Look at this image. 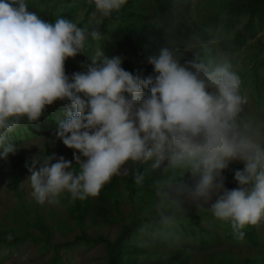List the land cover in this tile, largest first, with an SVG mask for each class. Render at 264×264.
<instances>
[{"label": "clouds", "instance_id": "clouds-1", "mask_svg": "<svg viewBox=\"0 0 264 264\" xmlns=\"http://www.w3.org/2000/svg\"><path fill=\"white\" fill-rule=\"evenodd\" d=\"M103 17L126 0H93ZM88 29L64 17L55 22L30 11L26 0H0V159L15 155L10 134L38 121L47 106L67 101L55 140L73 149L74 165L54 153L33 159L28 168L32 196L39 204L97 197L125 167L147 164L154 174L155 210L166 225L188 204L211 202L213 216L230 223L234 234L264 221V122L245 118L241 78L216 41L194 37L191 60L161 46L147 57L146 78L122 67V57L96 48L71 76L65 62L84 55ZM54 143V141H53ZM52 161H55L54 163ZM237 187H225L230 162ZM39 166V167H37ZM142 185L145 172L132 170Z\"/></svg>", "mask_w": 264, "mask_h": 264}, {"label": "trees", "instance_id": "trees-1", "mask_svg": "<svg viewBox=\"0 0 264 264\" xmlns=\"http://www.w3.org/2000/svg\"><path fill=\"white\" fill-rule=\"evenodd\" d=\"M26 3L46 21L62 16L89 33L93 29L101 33L99 41L87 37L84 55L66 60L69 76L83 71L82 65L90 62L87 57L99 47L109 57H122L125 70L146 78L153 72L147 57L161 46L174 47L183 62L198 51L189 47L194 37L213 39L214 50L227 53L240 76L241 94L264 108V0H126L108 17L96 11L93 0ZM67 107V101L47 106L38 121H22L10 140L17 145L56 129ZM256 114L244 108L245 118L264 122V113ZM51 154L49 148L43 149V157ZM64 158L75 164L72 156ZM126 167L129 173L124 175L122 170L114 176L97 197L65 202L67 216L55 223L39 214L37 206L28 213L22 211L17 226L0 228V254L29 246L36 255L27 264H67L77 251L99 246L101 253L93 257V264H264V221L246 226L239 237L230 223L213 216V197L207 204L186 205L175 215V223L166 225L155 210L154 174L146 171L148 165L129 162ZM243 167V162H230L222 173L226 188L237 187L234 172ZM136 169L145 172L142 185L134 182L132 170ZM12 182L14 187L15 179ZM111 225H118L113 238L97 231ZM75 229L78 233L71 238L55 240L56 233L68 235ZM4 260L0 255V263Z\"/></svg>", "mask_w": 264, "mask_h": 264}, {"label": "rangeland", "instance_id": "rangeland-1", "mask_svg": "<svg viewBox=\"0 0 264 264\" xmlns=\"http://www.w3.org/2000/svg\"><path fill=\"white\" fill-rule=\"evenodd\" d=\"M244 108L254 110L258 116L264 113V108L248 100ZM56 129L52 131L44 130L29 140L19 142L17 144L18 151L15 155L10 154L7 159H0V228L17 226L19 214L22 211L25 213L33 211L36 206L39 214L54 223L67 216L65 202L71 199L70 193H62L58 198V204H39L31 194L32 188L28 180L30 176L28 168L31 166L32 158L43 160L44 148H49L56 156L73 157V149H69L61 141L55 140L54 133ZM52 162L54 163V161ZM232 162L236 163L237 161ZM13 179L16 181L14 187ZM117 229L118 225H111L107 228H98L97 231L106 232L109 237L113 238ZM77 233L78 229L68 235L56 233L55 240L69 239ZM100 253L99 246L79 250L70 258L67 264H93L95 261L93 257ZM0 255L5 257V260L0 264H27L36 254L32 247L23 246L21 250L8 252L6 255L1 253Z\"/></svg>", "mask_w": 264, "mask_h": 264}]
</instances>
